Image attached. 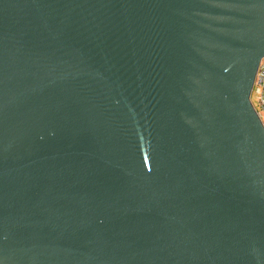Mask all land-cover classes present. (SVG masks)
I'll use <instances>...</instances> for the list:
<instances>
[{
  "label": "water",
  "instance_id": "water-1",
  "mask_svg": "<svg viewBox=\"0 0 264 264\" xmlns=\"http://www.w3.org/2000/svg\"><path fill=\"white\" fill-rule=\"evenodd\" d=\"M264 0H0V264H264Z\"/></svg>",
  "mask_w": 264,
  "mask_h": 264
},
{
  "label": "built area",
  "instance_id": "built-area-1",
  "mask_svg": "<svg viewBox=\"0 0 264 264\" xmlns=\"http://www.w3.org/2000/svg\"><path fill=\"white\" fill-rule=\"evenodd\" d=\"M251 102L264 127V56L260 59L255 73Z\"/></svg>",
  "mask_w": 264,
  "mask_h": 264
}]
</instances>
